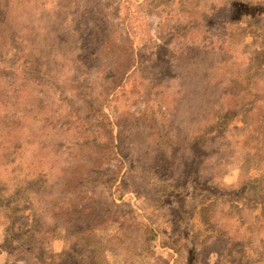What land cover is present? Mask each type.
<instances>
[{"label":"rangeland","instance_id":"obj_1","mask_svg":"<svg viewBox=\"0 0 264 264\" xmlns=\"http://www.w3.org/2000/svg\"><path fill=\"white\" fill-rule=\"evenodd\" d=\"M0 264H264V0H0Z\"/></svg>","mask_w":264,"mask_h":264},{"label":"trees","instance_id":"obj_2","mask_svg":"<svg viewBox=\"0 0 264 264\" xmlns=\"http://www.w3.org/2000/svg\"><path fill=\"white\" fill-rule=\"evenodd\" d=\"M109 33H110V31H107L105 34H103L104 36H103V38H102V40H104L105 38H106V36H108V38H106L105 40V43H108V41L110 40H112L111 39V35H109ZM116 50H120V47L118 46V47H116L115 48ZM125 61V59L123 60L121 57L120 58H115L113 61H112V64L113 65H117V64H119V65H123V62ZM113 67V66H112ZM120 69H116V71L118 72ZM129 69L128 68H126L125 69V71H128ZM114 72V76H116V72L115 71H113ZM130 252V251H129Z\"/></svg>","mask_w":264,"mask_h":264}]
</instances>
